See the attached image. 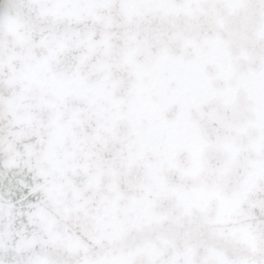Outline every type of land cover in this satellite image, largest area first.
Here are the masks:
<instances>
[{
	"label": "snow or ice",
	"instance_id": "obj_1",
	"mask_svg": "<svg viewBox=\"0 0 264 264\" xmlns=\"http://www.w3.org/2000/svg\"><path fill=\"white\" fill-rule=\"evenodd\" d=\"M0 264H264V0H0Z\"/></svg>",
	"mask_w": 264,
	"mask_h": 264
}]
</instances>
